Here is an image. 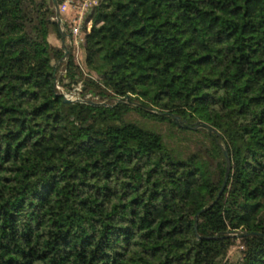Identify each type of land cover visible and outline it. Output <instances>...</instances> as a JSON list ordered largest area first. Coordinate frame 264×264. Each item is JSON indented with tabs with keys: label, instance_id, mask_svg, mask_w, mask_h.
Wrapping results in <instances>:
<instances>
[{
	"label": "trees",
	"instance_id": "16d2710c",
	"mask_svg": "<svg viewBox=\"0 0 264 264\" xmlns=\"http://www.w3.org/2000/svg\"><path fill=\"white\" fill-rule=\"evenodd\" d=\"M54 17L0 0V264H210L235 240L237 264H264V0H96L81 93L98 101L56 88ZM176 117L216 132L184 153Z\"/></svg>",
	"mask_w": 264,
	"mask_h": 264
},
{
	"label": "rangeland",
	"instance_id": "374dc122",
	"mask_svg": "<svg viewBox=\"0 0 264 264\" xmlns=\"http://www.w3.org/2000/svg\"><path fill=\"white\" fill-rule=\"evenodd\" d=\"M59 1V5H62L65 3L66 0H56ZM90 1L91 0H68L65 4V9L61 13H59L60 23L57 22L56 17V11H55V17L53 20L57 23V29L60 33L59 29L65 33V45L67 49L69 50V53L58 61L56 63H59L57 66V79H56V88L61 91L62 93H66L68 95V98L75 101L78 99H86V100H94L98 101V98L95 96H92L90 93H85L82 95V89H83V81L84 78L87 76L85 66H84V49H83V43L78 42L75 44L74 42L69 39L68 34L71 32L72 26L76 23V25H80V30H85L86 28V17L89 12L90 8ZM53 2V1H52ZM55 9V8H54ZM59 12V10H58ZM80 15H82V18L80 19ZM75 20V22H74ZM78 23V24H77ZM91 28V25H90ZM50 36L49 40L50 42L55 46H62V37L61 39L58 38L57 34L55 33L54 26H50ZM61 35V33H60ZM71 55V60L73 64L71 66H66L65 63L68 61V57ZM68 75L70 78L73 79L71 82L70 78L67 79H61V76ZM94 78H96L94 76ZM113 101L110 100H103L101 102H110ZM129 118L132 120H136L140 123H142L144 126L150 129H155L161 133H167L168 130H170V126L166 122H157L154 120H149L141 115H139L137 112H131L129 114ZM197 129V128H196ZM196 129H193V133L186 134V137L192 138L191 141H183V142H174L171 143V145L177 146L179 149L184 151V153H188L191 150H194L196 146H198V143L202 141V134L197 132ZM133 139H140L142 141V146L146 150H152L157 154H160L162 151L161 149L156 146L153 143V138L151 136L143 135L139 132H135L131 136ZM242 249L243 246L241 245V242L239 240H235L233 244L229 247L225 257L219 261V258L215 257V255H211L210 257V264H237L241 257H242Z\"/></svg>",
	"mask_w": 264,
	"mask_h": 264
},
{
	"label": "water",
	"instance_id": "95a60500",
	"mask_svg": "<svg viewBox=\"0 0 264 264\" xmlns=\"http://www.w3.org/2000/svg\"><path fill=\"white\" fill-rule=\"evenodd\" d=\"M53 1V5H54V8H55V11H56V17H57V22L58 24L60 23V18H59V12H58V4H57V1L56 0H52ZM60 33H61V37H62V49L64 50V55L63 57H65L68 53H69V50L67 49L66 45H65V33L62 32L60 29H59ZM63 101L64 102H72L73 100L71 99H68V98H64L63 97ZM118 101H121L120 99ZM97 105L100 104V103H96ZM174 121L181 127L183 128H191V129H196V128H199V127H202V128H205L207 129L210 133H215L216 131L210 126L208 125L207 123H204V122H196L195 124H187L185 121L183 120H179L178 117L174 118ZM220 148H221V151H222V154L224 156V159H225V171H224V177H223V180H222V183H221V186H220V189L217 193V196H216V200L219 198V196L221 195V193L223 192L225 186H226V183L228 181V178H229V174H230V170H231V161H230V157L228 155V151H227V148L224 144H221L220 145ZM248 234H256L255 232H252V233H247V232H244L240 235H238V237H241V236H245V235H248ZM198 238H200V236H198Z\"/></svg>",
	"mask_w": 264,
	"mask_h": 264
},
{
	"label": "built area",
	"instance_id": "2783aa9c",
	"mask_svg": "<svg viewBox=\"0 0 264 264\" xmlns=\"http://www.w3.org/2000/svg\"><path fill=\"white\" fill-rule=\"evenodd\" d=\"M68 0H66L65 1V3H63L62 5H59L58 6V10H59V13L61 12H63L64 11V9H65V4H66V2H67ZM90 8H89V10L91 9V7L93 6V5H95L96 4V0H91L90 1ZM82 18V15H80V19ZM74 22H75V20H74ZM78 24V23H77ZM86 28H85V30H80V25H76V23L72 26V28H71V32H70V34H68V37H69V39H71V41L72 42H74L75 44H77L78 42H82L83 44H84V41H85V35H86V33L87 32H89L90 31V25H89V23H87L86 22ZM57 87V86H56ZM60 93L63 95V97L64 98H68V95L66 94V93H62L61 91H60ZM69 99V98H68Z\"/></svg>",
	"mask_w": 264,
	"mask_h": 264
},
{
	"label": "crops",
	"instance_id": "0c3cea01",
	"mask_svg": "<svg viewBox=\"0 0 264 264\" xmlns=\"http://www.w3.org/2000/svg\"><path fill=\"white\" fill-rule=\"evenodd\" d=\"M87 23H89V25H91V22H87Z\"/></svg>",
	"mask_w": 264,
	"mask_h": 264
}]
</instances>
